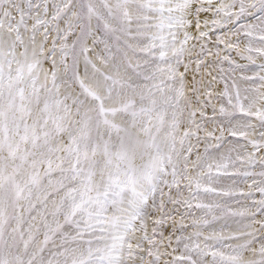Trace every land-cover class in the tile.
<instances>
[{
  "label": "rangeland",
  "instance_id": "374dc122",
  "mask_svg": "<svg viewBox=\"0 0 264 264\" xmlns=\"http://www.w3.org/2000/svg\"><path fill=\"white\" fill-rule=\"evenodd\" d=\"M0 264H264V0H0Z\"/></svg>",
  "mask_w": 264,
  "mask_h": 264
},
{
  "label": "bare ground",
  "instance_id": "6f19581e",
  "mask_svg": "<svg viewBox=\"0 0 264 264\" xmlns=\"http://www.w3.org/2000/svg\"><path fill=\"white\" fill-rule=\"evenodd\" d=\"M167 3V2H166ZM184 13H185V11H184ZM188 17H190V14H189V11H188ZM188 30H193V28L192 27H186ZM82 70V69H81ZM82 76V75H81ZM90 84H92V82H89ZM130 204V203H129Z\"/></svg>",
  "mask_w": 264,
  "mask_h": 264
}]
</instances>
